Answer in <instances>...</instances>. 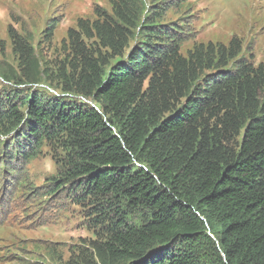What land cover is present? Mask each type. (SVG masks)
<instances>
[{"label": "trees", "instance_id": "1", "mask_svg": "<svg viewBox=\"0 0 264 264\" xmlns=\"http://www.w3.org/2000/svg\"><path fill=\"white\" fill-rule=\"evenodd\" d=\"M143 8L112 0L111 16L96 8L66 33L70 59L56 78L97 109L31 93L1 99L2 135L21 124L14 144L25 160L43 141L66 150L55 191L113 201L97 205L90 264H264V64L234 37L183 57L175 31ZM8 36L17 68L3 80L39 84L32 47Z\"/></svg>", "mask_w": 264, "mask_h": 264}, {"label": "rangeland", "instance_id": "2", "mask_svg": "<svg viewBox=\"0 0 264 264\" xmlns=\"http://www.w3.org/2000/svg\"><path fill=\"white\" fill-rule=\"evenodd\" d=\"M111 1L0 0V100L11 101L16 95L21 98L31 93L43 101L62 100L97 109L92 98L63 92L56 76L70 59L68 29L75 28L78 19L94 21L96 8L111 16ZM141 1L144 13L155 10L161 14L157 23L175 31L181 56L199 44L226 46L234 37L240 42L241 55L250 57L254 65L264 64V0ZM9 29L32 47L44 73L39 84L27 86L3 80L2 74L17 68ZM139 39L135 34L131 44ZM88 45L96 47L93 41ZM12 102L18 104L17 99ZM26 109L20 107L24 115ZM3 130L0 129V264H90V242L97 239L100 231L93 220L97 208L106 202L110 207L113 201L90 197L78 202L75 197L80 192L69 198L68 184L64 190L55 191L58 181L64 178L66 150L43 141L37 155L25 160L14 144L15 137L21 135V124L8 135H2ZM129 215V222L137 217ZM196 242L210 256L206 241L199 237Z\"/></svg>", "mask_w": 264, "mask_h": 264}]
</instances>
